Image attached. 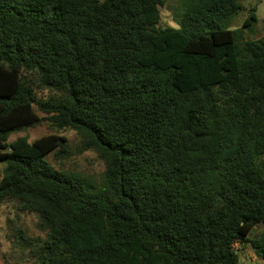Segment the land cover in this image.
Listing matches in <instances>:
<instances>
[{
    "label": "trees",
    "instance_id": "obj_1",
    "mask_svg": "<svg viewBox=\"0 0 264 264\" xmlns=\"http://www.w3.org/2000/svg\"><path fill=\"white\" fill-rule=\"evenodd\" d=\"M247 0H0V203L36 216L33 264H264V38L224 27ZM256 22L250 12L246 24ZM25 73L62 91L38 101ZM103 161L99 184L54 169L57 134L12 133L44 119Z\"/></svg>",
    "mask_w": 264,
    "mask_h": 264
},
{
    "label": "rangeland",
    "instance_id": "obj_2",
    "mask_svg": "<svg viewBox=\"0 0 264 264\" xmlns=\"http://www.w3.org/2000/svg\"><path fill=\"white\" fill-rule=\"evenodd\" d=\"M242 9L232 17L224 27L228 30H236V44L242 46L250 41L264 38V0H247L239 2ZM180 0H165L163 6L158 7L159 23L158 28H174L178 25L175 22L178 18L175 15L180 12ZM254 12L256 22L250 26H244L250 14ZM26 80L31 86L36 99L44 104L57 105L67 104L66 98L62 91L43 88L39 84V78L35 73H25ZM35 113L44 120L37 126L29 128L19 133H12L8 138V143L17 139L24 138L29 143L47 136L57 134L67 139L69 153L62 159L54 158L53 153L46 158L47 162L56 170L64 173L74 174L91 180L94 184H99L101 175L104 170L103 161L97 154L91 150L83 151L80 149L79 138L72 131L57 130L47 119V115L39 112L34 106ZM3 166L0 164V179L2 177ZM21 229L26 237L43 238L45 233L38 228V222L35 215L17 211L16 205L11 201L0 203V264H33L28 251L21 249L19 236L15 230ZM264 226L259 225L252 229L249 235L250 240L256 239ZM235 251L238 254V264H262L261 259L247 245H235Z\"/></svg>",
    "mask_w": 264,
    "mask_h": 264
},
{
    "label": "built area",
    "instance_id": "obj_3",
    "mask_svg": "<svg viewBox=\"0 0 264 264\" xmlns=\"http://www.w3.org/2000/svg\"><path fill=\"white\" fill-rule=\"evenodd\" d=\"M235 245H236V244H233V245L231 246L234 250H235Z\"/></svg>",
    "mask_w": 264,
    "mask_h": 264
}]
</instances>
